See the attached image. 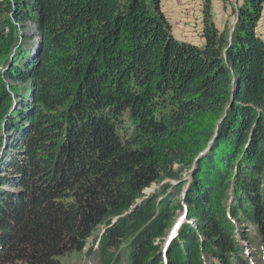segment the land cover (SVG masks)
Instances as JSON below:
<instances>
[{"label":"trees","instance_id":"16d2710c","mask_svg":"<svg viewBox=\"0 0 264 264\" xmlns=\"http://www.w3.org/2000/svg\"><path fill=\"white\" fill-rule=\"evenodd\" d=\"M162 1L0 0V264H264V0L202 45Z\"/></svg>","mask_w":264,"mask_h":264},{"label":"rangeland","instance_id":"374dc122","mask_svg":"<svg viewBox=\"0 0 264 264\" xmlns=\"http://www.w3.org/2000/svg\"><path fill=\"white\" fill-rule=\"evenodd\" d=\"M162 9L166 16L168 17L170 23L172 24L173 33L182 40L190 41L193 43H200L203 41V27H204V17H205V7L206 0H163ZM212 1V17L220 30H226L229 33L235 29V25L237 22V11L239 9V5L243 3V0H211ZM32 25H29L26 28L27 34L33 35V30L31 29ZM259 29H263L264 31V15L262 17V21L259 24ZM33 40H30L32 43ZM30 44L27 45V48H31ZM0 68H4L3 64H0ZM3 70H7V67ZM15 101V100H14ZM17 100L15 101V103ZM216 117L211 115H203L199 118L198 122L190 128V133L186 136L191 135V141H197L202 139L200 137V131L204 129L212 130V124L216 121ZM214 135L211 136L209 143H206V149L203 150L202 153L195 159L193 166H196V163L199 157L203 156L206 151L210 149V146L216 140V134L218 130H213ZM212 133V132H211ZM202 141V140H201ZM204 141V140H203ZM202 141V142H203ZM5 143V140H4ZM3 143V144H4ZM7 151V147L4 148L2 146L1 156L5 155ZM177 167V165L175 166ZM193 167L183 171L182 177L180 179H166L161 183L154 184L152 187L146 189L147 194H151L157 189L166 187L168 192H174L177 187L181 185H185L182 189L181 195L187 191L186 185L189 184L190 173L192 172ZM168 183H171V186H166ZM165 190V191H166ZM181 195L175 196V200L181 199ZM176 223L174 228L169 232L167 239L172 238L175 235L176 230L179 226L186 221V216H180L177 214V218L175 219ZM248 230V228H247ZM170 240V239H169ZM244 243H248L247 240H243ZM92 244V240L89 241L88 247H86L82 251H73L69 254H66L60 257L61 264H99L98 258L96 254H88V248ZM95 248L97 246L95 245ZM166 248V246H165ZM247 248L251 250H255V247H251V244H248Z\"/></svg>","mask_w":264,"mask_h":264},{"label":"crops","instance_id":"0c3cea01","mask_svg":"<svg viewBox=\"0 0 264 264\" xmlns=\"http://www.w3.org/2000/svg\"><path fill=\"white\" fill-rule=\"evenodd\" d=\"M164 1H162V3H163ZM260 30V29H259ZM263 29H261L260 31H261V34H263L264 35V31H262ZM202 39H203V41L202 42H200V43H197V44H203L204 43V38L202 37Z\"/></svg>","mask_w":264,"mask_h":264},{"label":"water","instance_id":"95a60500","mask_svg":"<svg viewBox=\"0 0 264 264\" xmlns=\"http://www.w3.org/2000/svg\"><path fill=\"white\" fill-rule=\"evenodd\" d=\"M234 102V99H232V103ZM232 105V104H231Z\"/></svg>","mask_w":264,"mask_h":264}]
</instances>
